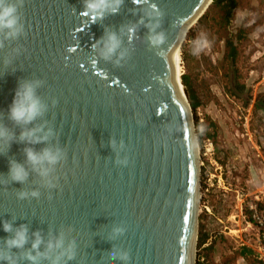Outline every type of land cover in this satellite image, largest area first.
Instances as JSON below:
<instances>
[{
  "label": "water",
  "instance_id": "water-1",
  "mask_svg": "<svg viewBox=\"0 0 264 264\" xmlns=\"http://www.w3.org/2000/svg\"><path fill=\"white\" fill-rule=\"evenodd\" d=\"M210 2L124 0L117 14L93 22L82 12V0H23L25 35L0 47V124L14 134L8 149L0 145V249L12 235L3 231L5 221L13 230L28 228L24 248L10 250L13 264H30L24 253L32 251L36 232L44 242L61 233L66 242L75 241V259L66 264H193L198 153L173 54ZM152 4L163 16L152 12ZM151 17L166 35L159 47L148 41ZM131 26L136 32L129 36ZM106 30L117 33L126 53L119 64L117 56L105 61L99 55L97 41ZM25 79L42 81L36 91L46 110L17 126L8 110ZM22 127L51 135L40 143L21 142ZM25 147L65 153L48 177L55 187L25 162ZM11 159L28 170L25 183L7 180ZM21 190L28 193L24 199L17 196ZM121 252L130 259L110 256ZM38 264L50 259L38 257Z\"/></svg>",
  "mask_w": 264,
  "mask_h": 264
},
{
  "label": "rangeland",
  "instance_id": "rangeland-1",
  "mask_svg": "<svg viewBox=\"0 0 264 264\" xmlns=\"http://www.w3.org/2000/svg\"><path fill=\"white\" fill-rule=\"evenodd\" d=\"M233 1L228 12L210 2L178 47L179 82L198 145L193 264H259L242 246L254 236L241 212L255 196L264 198V0ZM200 33L210 45L192 55Z\"/></svg>",
  "mask_w": 264,
  "mask_h": 264
},
{
  "label": "clouds",
  "instance_id": "clouds-1",
  "mask_svg": "<svg viewBox=\"0 0 264 264\" xmlns=\"http://www.w3.org/2000/svg\"><path fill=\"white\" fill-rule=\"evenodd\" d=\"M124 0H82L83 13L92 19L93 22L103 20L107 15L117 14L120 10ZM23 6V0H0V36L3 37L0 40V47H3L4 40H16L25 35L24 24L22 20V14L19 9ZM153 13H159V16H163V12L160 11L155 4L151 5ZM153 19L152 26L149 27V44L153 47H159L166 41V35L163 31H157L160 27L159 19L151 17ZM142 22V21H141ZM147 26V25H146ZM129 36H132L136 32L135 26L128 27ZM97 45H101L99 55L105 61L110 60L113 56H117L116 63L119 64V58L125 56L124 51H120L121 40L116 32L105 31L100 40L97 41ZM210 45L205 33L198 34L191 41L192 55L200 54L205 48ZM95 48V46H94ZM6 64L9 61L5 62ZM42 81L40 80H21L15 90L12 103L8 110V119L17 126H26L31 124L37 118L41 117L45 110L46 105L42 102L41 98L37 95V88ZM39 128H24L19 134V140L25 143H40L47 139L51 135L49 130L45 136H36L39 132ZM200 131L203 132L204 128L201 127ZM14 134L7 128V126L0 124V145L10 147L13 141ZM192 141L190 140V145ZM109 145L114 146V141L110 139ZM197 147L198 145H192ZM25 162L31 166L32 170L36 172L42 178H45V183L48 187H55L53 179H49L50 172L53 168L65 157V153L59 148L45 147L41 151L37 152L30 147L23 149ZM118 163H126L127 161H117ZM28 170L25 165L17 162L15 159L9 160V171L7 174V180L11 182H18L20 184L25 183L28 178ZM33 197H37L39 193L32 191L30 193ZM28 193L21 190L17 193L19 199H24ZM3 231L6 233H12L11 236L4 239V249H0V261H7V264H13L12 257L9 254L10 250L22 249L28 242V228L26 225H20L13 230L10 223L5 221L2 225ZM113 232L116 234H122L123 228H114ZM35 239L32 241L31 249L24 253V258L30 262V264H38V257L45 260L50 259V264H60L61 259L70 261L75 259L76 256V244L74 240H67L63 233L56 236L54 239H50L44 242L39 232L33 233ZM42 243H45V251L39 252L38 249ZM8 250L7 252L5 251ZM35 252V255H33ZM55 252V255L50 257V253ZM112 259H120L121 261H128L130 255L128 252H121L119 256L115 253H110Z\"/></svg>",
  "mask_w": 264,
  "mask_h": 264
},
{
  "label": "built area",
  "instance_id": "built-area-1",
  "mask_svg": "<svg viewBox=\"0 0 264 264\" xmlns=\"http://www.w3.org/2000/svg\"><path fill=\"white\" fill-rule=\"evenodd\" d=\"M241 216L245 219L246 225L253 229V241L259 249L258 260L264 263V198L255 196L254 200L246 202L244 213L241 212Z\"/></svg>",
  "mask_w": 264,
  "mask_h": 264
},
{
  "label": "trees",
  "instance_id": "trees-1",
  "mask_svg": "<svg viewBox=\"0 0 264 264\" xmlns=\"http://www.w3.org/2000/svg\"><path fill=\"white\" fill-rule=\"evenodd\" d=\"M211 4L214 5L218 8H222L224 11L226 10L228 12V10H231L233 7H234V1L233 0H211ZM229 51V58L231 61L234 60V57H235V49L233 47H231V43H229L227 45ZM181 83L183 84L184 87H186V82L185 80H183V77L181 78ZM234 88L235 90L238 92V91H242V85L241 84H235L234 85ZM189 105H190V108L192 110H194L195 108V105L192 101H189ZM203 240V238H201V236L197 239V244L198 243H201Z\"/></svg>",
  "mask_w": 264,
  "mask_h": 264
},
{
  "label": "bare ground",
  "instance_id": "bare-ground-1",
  "mask_svg": "<svg viewBox=\"0 0 264 264\" xmlns=\"http://www.w3.org/2000/svg\"><path fill=\"white\" fill-rule=\"evenodd\" d=\"M207 5H208V4H207ZM203 11H204V10H203ZM201 13H203V12H201ZM197 19H198V17H197ZM197 19H195V20L190 24L189 27H191L192 24H193ZM187 30H188V29H187ZM185 33H186V32H185ZM184 35H185V34H184ZM184 35H183V37H184ZM183 37H182V39H183ZM182 39H181V42H182ZM178 50H179V48H178L177 51H175V53L173 54V70H174L175 81L179 84V88L182 89V86H181V84H180V82H179V76H180V74H179V71H178V65H179V53H178ZM201 58H203V59H207V57H206L205 54L202 55Z\"/></svg>",
  "mask_w": 264,
  "mask_h": 264
},
{
  "label": "crops",
  "instance_id": "crops-1",
  "mask_svg": "<svg viewBox=\"0 0 264 264\" xmlns=\"http://www.w3.org/2000/svg\"><path fill=\"white\" fill-rule=\"evenodd\" d=\"M204 243L201 244V246L203 245ZM242 246H246L245 247V250H249L251 253H252V257L259 263V264H264L262 262H260V260H258V254H259V249L256 245L255 242H252V243H247L246 242V245H242Z\"/></svg>",
  "mask_w": 264,
  "mask_h": 264
}]
</instances>
